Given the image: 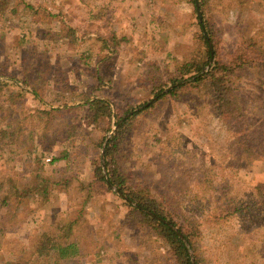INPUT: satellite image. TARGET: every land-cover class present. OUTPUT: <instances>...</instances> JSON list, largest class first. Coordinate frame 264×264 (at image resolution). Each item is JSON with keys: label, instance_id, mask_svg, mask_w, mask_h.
<instances>
[{"label": "rangeland", "instance_id": "1", "mask_svg": "<svg viewBox=\"0 0 264 264\" xmlns=\"http://www.w3.org/2000/svg\"><path fill=\"white\" fill-rule=\"evenodd\" d=\"M206 19L226 58L243 39L264 36V0H208ZM198 31L191 0H0V80L45 77L40 100L15 88L0 94V128L15 131L0 141V179L15 178L26 194L15 222L3 223L0 208V264H163L162 243L125 221L119 197L89 192L101 134L81 118L90 96L120 115L154 99L151 80H166L198 48ZM52 73L58 87L48 85ZM241 77L248 123L264 140V87ZM152 101L120 142V168L154 187L178 222L198 226L209 264H264V212L251 201V188L264 184V151L246 166L234 131L194 90ZM67 220L84 230L82 254L36 257L41 233L56 236Z\"/></svg>", "mask_w": 264, "mask_h": 264}, {"label": "trees", "instance_id": "2", "mask_svg": "<svg viewBox=\"0 0 264 264\" xmlns=\"http://www.w3.org/2000/svg\"><path fill=\"white\" fill-rule=\"evenodd\" d=\"M191 3L198 9L199 31L195 39L199 46L191 55L175 64L166 80H151V94L154 97L152 100L177 98L183 92L193 90L203 95L210 101L218 120L234 131L240 158L246 166H252L262 158L264 140L258 139L252 118L251 125L248 123L249 118L238 86L241 75L248 73L251 74V80L264 87V36L245 38L232 54L226 58L221 57L213 27L206 19L208 0H191ZM39 75H26L20 85H9L0 80V94L6 92V89L15 88L20 97L29 93L34 99L40 100L41 82L45 77L41 79ZM48 85L59 86L55 73H52ZM152 100L135 108L128 107L120 115L107 99L99 96L87 97L84 102L87 109L81 121L84 119L88 126L97 129L101 134L95 144L100 153L94 163L93 179L87 185L88 190L91 192L97 187L105 193L119 197L127 209L125 221L137 222L141 229L154 235L162 243V248L165 249L163 264H209L200 245L198 226L189 220L178 222L154 187L132 182L124 168L119 166L120 142L133 120L153 107L155 103ZM45 113L50 115L51 110L47 108ZM14 133L10 127L0 128V141L13 139ZM3 145L4 143L0 144V147ZM47 190V186H42L39 195L46 196ZM88 195L90 197L89 193ZM25 199L26 194L15 178L6 176L0 179L3 223L15 222ZM251 201L264 212V184L251 188ZM83 234L84 230H80L77 221L67 220L59 227L56 236L41 233L33 246V254L38 258L55 254L58 262L78 257L86 247L87 237Z\"/></svg>", "mask_w": 264, "mask_h": 264}, {"label": "water", "instance_id": "3", "mask_svg": "<svg viewBox=\"0 0 264 264\" xmlns=\"http://www.w3.org/2000/svg\"><path fill=\"white\" fill-rule=\"evenodd\" d=\"M196 11H197V14H198V9H197V8H196ZM211 60H212V59H211ZM113 129H114V128H113ZM113 129H112V130H113ZM103 146H104V145H103ZM112 189H113V188H112ZM113 190H114V189H113ZM114 191H115V190H114Z\"/></svg>", "mask_w": 264, "mask_h": 264}, {"label": "built area", "instance_id": "4", "mask_svg": "<svg viewBox=\"0 0 264 264\" xmlns=\"http://www.w3.org/2000/svg\"><path fill=\"white\" fill-rule=\"evenodd\" d=\"M45 161H46V162H49L50 160H49V159H46Z\"/></svg>", "mask_w": 264, "mask_h": 264}]
</instances>
